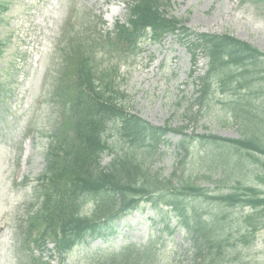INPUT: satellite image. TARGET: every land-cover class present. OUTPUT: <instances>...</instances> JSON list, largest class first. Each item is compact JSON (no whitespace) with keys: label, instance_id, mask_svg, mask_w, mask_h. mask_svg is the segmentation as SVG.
<instances>
[{"label":"trees","instance_id":"trees-1","mask_svg":"<svg viewBox=\"0 0 264 264\" xmlns=\"http://www.w3.org/2000/svg\"><path fill=\"white\" fill-rule=\"evenodd\" d=\"M166 2L136 0L129 4L128 26L116 25L111 34L95 32L88 41L80 42L73 30L65 32L66 41L65 36L61 39L58 69L55 75L48 73L58 117L46 146L36 202L43 195L45 198L28 217L26 232L18 231L15 246L19 264H41L32 259L28 247L35 231L42 241L50 239L56 244L65 264L75 247L104 238L108 225L143 205L173 208L192 235L195 264L221 263L231 229L223 211H251L238 223L241 237L247 231L264 229V195L255 186L241 185L238 180L233 191L212 194L184 172L167 178L154 173L153 156L165 143L163 138L178 129L155 127L128 113L115 86L118 65L111 62L98 69L94 63L97 53L119 63L134 57L143 43H161L165 36L176 33L187 41L191 53L202 49L208 65L206 74L197 79L202 85L199 110L211 108L215 87L232 95L235 90L236 100L229 105V112L246 137H200L199 142L206 141L208 146L201 162L208 171L223 168L226 181L247 173L251 166L244 156L264 158V99L258 96L264 92V53L230 35L191 34L180 20L165 17ZM185 144L180 149L184 150ZM106 157L109 161L103 165ZM254 172L257 179H264V168ZM205 203L207 213L201 210ZM88 205L89 212H85ZM160 263L154 242L147 247L129 246L90 264Z\"/></svg>","mask_w":264,"mask_h":264},{"label":"rangeland","instance_id":"rangeland-1","mask_svg":"<svg viewBox=\"0 0 264 264\" xmlns=\"http://www.w3.org/2000/svg\"><path fill=\"white\" fill-rule=\"evenodd\" d=\"M131 1L134 0H0V264H17L14 234L25 220L23 209L31 197L33 181L44 168L48 136L56 120L46 78L58 69L61 39L65 36L66 41L65 32L73 30L80 42L88 41L97 31H111L116 22L127 21V3ZM167 1L165 14L184 21L192 32L230 35L264 53V0ZM100 19L105 25L100 24ZM97 54L93 59L98 69L111 62L118 65L115 86L128 112L152 126L178 129L166 138L170 145L161 147L152 158L154 173L167 178L184 172L199 187L214 194L233 191L240 180L241 185L255 186L264 195V179H257L254 172L263 171L264 158L244 156L250 169L228 181L223 168L208 171L201 162L208 146L206 141L198 142L199 137H246L244 128L229 112V105L236 100L235 90L233 96L215 87L211 108L199 110L195 102L199 87L193 84L190 74H204V57L199 55L193 66L185 42L176 37L156 45L145 43L134 57L119 63ZM258 93L264 99V92ZM184 142L191 148V155L178 150ZM108 161V157L104 158L103 165ZM22 176L27 177L28 187L15 186V180ZM201 207L203 212L209 211L208 203ZM174 213L143 207L113 224L106 232V240L77 247L67 264H90L104 257L99 255L101 252L116 253L127 245L144 246L156 235L154 221L162 218L169 221L173 233L161 242L160 264H195L196 248L191 235L177 225ZM250 214L247 208L223 211L231 229L220 264H264V229L247 231L244 237L238 231L239 221Z\"/></svg>","mask_w":264,"mask_h":264}]
</instances>
